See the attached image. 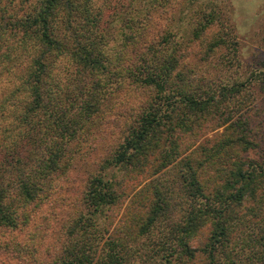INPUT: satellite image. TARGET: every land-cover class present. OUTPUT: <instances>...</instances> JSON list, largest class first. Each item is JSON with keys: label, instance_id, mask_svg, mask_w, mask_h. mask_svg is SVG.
<instances>
[{"label": "trees", "instance_id": "obj_1", "mask_svg": "<svg viewBox=\"0 0 264 264\" xmlns=\"http://www.w3.org/2000/svg\"><path fill=\"white\" fill-rule=\"evenodd\" d=\"M92 10L90 0H0V253L29 264H264V161L250 156L257 126L240 114L255 77L236 78L232 29L213 30L220 15L203 7L199 57L170 38L136 43L133 23L114 50ZM125 85L146 98L116 125L121 138L86 179L60 247L40 249L39 210L98 136L117 132L106 114ZM146 171L139 211L112 230L119 173Z\"/></svg>", "mask_w": 264, "mask_h": 264}, {"label": "rangeland", "instance_id": "obj_2", "mask_svg": "<svg viewBox=\"0 0 264 264\" xmlns=\"http://www.w3.org/2000/svg\"><path fill=\"white\" fill-rule=\"evenodd\" d=\"M90 3L92 13L96 16V23L101 31L107 34L103 41L112 46V49H120L122 43L126 42L127 35L132 29L129 23H133L134 28L138 30L132 31L139 34L136 39L134 38L136 43L164 42L170 38L183 44H192L193 46L187 50L190 53L189 60L201 56L195 54L199 46L197 47L194 38L192 39L193 14L203 7L216 8L221 20L215 22L213 30H217L219 24L229 26L238 41L242 66L236 78L241 77L240 73L244 75L243 77H255L248 86L249 89L240 97L243 107L240 114L251 115V120L257 126L255 142L259 144L249 153L250 156L264 161V71L254 72V76L250 75L254 68L264 70V0H90ZM170 32L174 34L171 35ZM192 48L194 52L191 51ZM113 98L116 107L108 108L111 114L106 116L109 129L117 128V132L109 134L107 131L98 136L94 147L77 162L69 176L62 180L61 186L52 194L51 199L39 210V215H42L37 221L42 230L38 239L40 249L47 248L46 251L53 252L60 247L62 225L81 207L86 179L91 171L94 173L99 171L100 161L110 154L121 138L118 131L121 130L122 124L116 125L122 121L123 116H126L125 113L132 112L136 108L135 105L146 96L140 92L130 91L125 85L116 91ZM222 130L223 127H220L218 130L206 132L196 143L214 140ZM186 141L193 143L195 138L188 137ZM151 179L150 171L119 173L118 180L122 183L120 200L107 212L108 220L113 223L112 230L126 218V214L129 217L136 216L141 202L136 201L135 195ZM201 244V240L195 242V245ZM203 262L204 258L199 257L194 264ZM0 264L29 262L2 251Z\"/></svg>", "mask_w": 264, "mask_h": 264}]
</instances>
